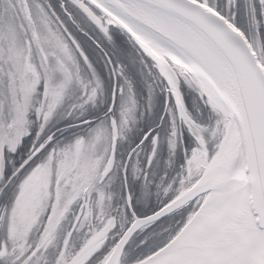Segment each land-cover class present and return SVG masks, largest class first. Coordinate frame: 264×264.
<instances>
[{
    "label": "snow or ice",
    "instance_id": "6c2138e0",
    "mask_svg": "<svg viewBox=\"0 0 264 264\" xmlns=\"http://www.w3.org/2000/svg\"><path fill=\"white\" fill-rule=\"evenodd\" d=\"M236 2L0 0V196L12 189L0 264H264V0H246L247 31ZM112 26L132 45L122 54L147 84L143 105ZM61 108L71 119L46 130ZM30 109L39 131L14 163ZM165 146L169 168L182 157L172 176L157 175ZM153 194L157 206L138 214ZM188 206L178 228L155 227Z\"/></svg>",
    "mask_w": 264,
    "mask_h": 264
},
{
    "label": "rangeland",
    "instance_id": "374dc122",
    "mask_svg": "<svg viewBox=\"0 0 264 264\" xmlns=\"http://www.w3.org/2000/svg\"><path fill=\"white\" fill-rule=\"evenodd\" d=\"M48 2L50 4L53 5V7H56L59 3V0H48ZM259 7V6H257ZM236 17L235 20L238 24L241 25L242 28H244L245 31L249 30L250 28V21L247 15V5H246V0H240L239 4L236 6ZM264 30V27H262L261 31ZM263 33V32H262ZM112 34H113V40L114 43L116 45L115 49H113L116 53L115 58L120 59V61L126 65V74L128 76H130V78L133 81V85H134V89L136 91V95H137V99L140 101V104L143 105L144 104V98L147 95V84L145 83V81H143L139 74L137 73L136 68L133 66V64H131L129 62V60L127 59V57L125 55L122 54V52H128L132 50V45L130 43L127 42V38L123 35V33L120 31V29L116 26H112ZM263 38V37H262ZM109 48H112V45H108ZM97 68L98 70L101 72V75L104 76V70H103V62L102 61H98L97 63ZM105 87L107 90H110L111 88V82L110 80H108L107 78H105ZM189 98L191 99V96L193 95L191 93V90H189ZM40 99V90L38 89L36 93L33 94V100L32 103L35 105L38 100ZM159 99H160V94H157L156 96V101H157V108L159 107ZM99 108V105H98ZM97 109H93V108H89V114H91L90 112H95L98 110ZM65 109L61 108L58 109L55 114L52 116L51 120L49 121L48 125L46 126V130H55L56 128L61 127L63 124L62 122V116L64 113ZM37 119V131L34 133V137L36 136L37 132L39 131V119L35 113V111L33 109L29 110L28 113V119L30 120L31 116H34ZM137 115H139V110L137 111ZM64 120H70L71 117L65 118L63 117ZM33 123H31L29 125V132L26 136L22 137V141L24 138H27L30 136V128L32 127ZM138 128L143 127V122H141V124H139L137 126ZM73 130H68L66 132L63 133H57V137L56 139L61 143H65L68 139L71 138V133ZM137 129L134 127L132 129V131L130 132H126L125 133V137L124 140L122 142V149L126 150L130 143H135L136 139H137ZM167 149L166 146L162 148L161 153H160V158H159V162L157 165V175H159L161 172L163 171H167L169 176L174 175L177 171H179L178 165L179 163L182 162V157L178 154L176 157V164L175 166L169 168L166 164H165V160L167 159ZM7 169L8 167L6 166L5 168V175L7 174ZM136 185L139 184V181H135L134 182ZM117 188V184L114 183L112 186L113 191H115ZM11 191L12 189L9 188L8 190H6V194L3 196H0V205H10L11 203ZM117 203L116 198H113V205H115ZM157 206V196L156 195H152L149 196L147 198H140L137 203H136V211L138 214H146L148 213L150 210L154 209ZM76 205H73V208H75ZM189 206L187 208V210L181 214L180 216H178L177 218L173 219L172 221L169 222H161L158 226V230H162L164 228L169 227V225H173L174 228H178L180 226L179 223H176V221H181L183 216H186L187 212L190 210ZM67 218L68 220L66 221H62V225L67 226L68 221L71 220V213L67 214ZM118 231L117 229H113V232ZM83 233V230H81V234ZM30 239L32 238L31 235L29 237ZM143 238V237H142ZM141 238V239H142ZM115 239H118L117 236H113V241ZM76 246L79 247V245L82 243L81 240L77 239L76 241ZM134 242V241H133ZM49 253L52 252V249L49 248ZM100 255V254H99ZM98 256V255H96ZM95 257H93L94 259ZM91 261V260H90ZM89 261V262H90Z\"/></svg>",
    "mask_w": 264,
    "mask_h": 264
},
{
    "label": "trees",
    "instance_id": "16d2710c",
    "mask_svg": "<svg viewBox=\"0 0 264 264\" xmlns=\"http://www.w3.org/2000/svg\"><path fill=\"white\" fill-rule=\"evenodd\" d=\"M236 9V8H235ZM236 25L239 26L241 29L244 30V28L241 27L240 24H238L236 22ZM262 32L264 33V30H262ZM264 38V37H263ZM92 114V112H90ZM64 116H62V124H65L67 123L69 120H64L63 119ZM30 121H32L33 125L32 127L30 128V136L27 137V138H24L23 141H22V144H21V147L18 148L17 152L16 153H13L12 154V158H13V162L14 163H18L19 160L22 158V154L27 150V148L31 145L33 139H34V133L37 131V119L35 118V115L34 116H31L30 118ZM8 169H7V174L10 173L11 171V165H7ZM6 174V175H7ZM95 259V258H94ZM88 264H92V262H88Z\"/></svg>",
    "mask_w": 264,
    "mask_h": 264
},
{
    "label": "flooded vegetation",
    "instance_id": "af4514ba",
    "mask_svg": "<svg viewBox=\"0 0 264 264\" xmlns=\"http://www.w3.org/2000/svg\"><path fill=\"white\" fill-rule=\"evenodd\" d=\"M239 2H240V0H237V2H236V6L239 4ZM216 3H217L218 6H223V4H224V0H216ZM235 8H236V7H235ZM235 8H234V9H235ZM234 9H229V11L234 12V13H235V17H236V10H234ZM235 17H234V20H235ZM234 22L236 23V21H234ZM188 207H189V206H188ZM188 207L182 209V210L180 211V213H178V214H173L171 217H166L165 219H163L162 221H160L159 223H157V225H156L155 227L158 228V226H159V224H160L161 222H169V221H172L173 219L177 218L178 216H180L181 214H183V213L187 210ZM142 237H143V233H139V234H137V235H135V236L133 237V241L139 240V239H141ZM81 242H82V241H81ZM99 254H100V253L94 254V257H95L96 255H99Z\"/></svg>",
    "mask_w": 264,
    "mask_h": 264
},
{
    "label": "bare ground",
    "instance_id": "6f19581e",
    "mask_svg": "<svg viewBox=\"0 0 264 264\" xmlns=\"http://www.w3.org/2000/svg\"><path fill=\"white\" fill-rule=\"evenodd\" d=\"M230 214L233 224L237 227H241L243 224L241 220L245 219L244 216L246 215L244 210L237 204L232 207Z\"/></svg>",
    "mask_w": 264,
    "mask_h": 264
},
{
    "label": "water",
    "instance_id": "95a60500",
    "mask_svg": "<svg viewBox=\"0 0 264 264\" xmlns=\"http://www.w3.org/2000/svg\"><path fill=\"white\" fill-rule=\"evenodd\" d=\"M165 218H166V217L162 218L161 220H163V219H165ZM244 218H245V219H242V220H241V222L243 223L242 226L245 225V224L248 222V218H247L246 215L244 216ZM161 220H160V221H161ZM158 222H159V221H158Z\"/></svg>",
    "mask_w": 264,
    "mask_h": 264
}]
</instances>
